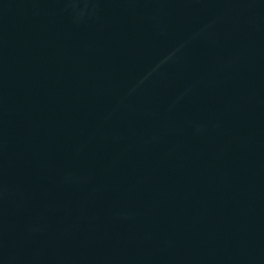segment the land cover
<instances>
[{
    "label": "water",
    "instance_id": "95a60500",
    "mask_svg": "<svg viewBox=\"0 0 264 264\" xmlns=\"http://www.w3.org/2000/svg\"><path fill=\"white\" fill-rule=\"evenodd\" d=\"M0 264H264V0H0Z\"/></svg>",
    "mask_w": 264,
    "mask_h": 264
},
{
    "label": "clouds",
    "instance_id": "9594fccd",
    "mask_svg": "<svg viewBox=\"0 0 264 264\" xmlns=\"http://www.w3.org/2000/svg\"><path fill=\"white\" fill-rule=\"evenodd\" d=\"M177 50H178V49H177ZM174 55H175V52H173V53H169L167 56H165V57L159 62V64L156 65L155 68H153L152 71H155L156 68H158V67L160 66V64H163V63L167 62V61L170 60ZM149 74H151V73H149ZM142 82H143V81H141V83H142Z\"/></svg>",
    "mask_w": 264,
    "mask_h": 264
}]
</instances>
